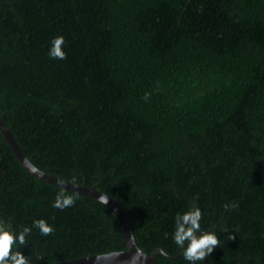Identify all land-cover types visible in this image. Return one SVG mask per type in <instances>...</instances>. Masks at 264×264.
<instances>
[{"label":"trees","instance_id":"trees-1","mask_svg":"<svg viewBox=\"0 0 264 264\" xmlns=\"http://www.w3.org/2000/svg\"><path fill=\"white\" fill-rule=\"evenodd\" d=\"M0 117L39 169L117 199L161 264H191L173 233L194 207L219 239L195 264H264V0H0ZM61 190L0 132V222L32 229L13 252L126 249L108 205L63 189L77 199L60 210Z\"/></svg>","mask_w":264,"mask_h":264},{"label":"clouds","instance_id":"clouds-1","mask_svg":"<svg viewBox=\"0 0 264 264\" xmlns=\"http://www.w3.org/2000/svg\"><path fill=\"white\" fill-rule=\"evenodd\" d=\"M65 44V38L63 36H57L51 41V47L49 48L48 55L52 59L66 60L67 54L63 50V45ZM150 94L145 95V100L147 101ZM72 184L76 183V178L73 177L71 180ZM77 197L75 195L66 194L62 189L59 191L55 197L53 207L64 210L66 208L72 207L76 203ZM100 203L108 205L109 198L107 195L101 194L98 197ZM230 205L225 204L224 209L227 211ZM202 212L199 207H194L193 209L176 216L175 220V230L173 233V240L177 246L181 249L182 257L195 264L196 261L205 260L214 249L219 247V239L214 232H204L200 235L202 220ZM33 227L39 229L42 235H50L54 232V228L50 226L44 219H39L33 221ZM31 228L23 227L22 230H18L15 234L11 230L10 225H6L0 222V264H31L30 257H26L22 252H13L12 249L17 243L20 246L26 245V236L31 233ZM230 239H235V237H230ZM185 242L187 246H185ZM160 255L166 256V252L163 249L157 250ZM36 256L37 260H40L38 254L32 253ZM119 253L108 252L97 257L98 261H104L108 258H114L118 256ZM147 257L143 254L142 250L137 249L136 253L131 258L130 264H146Z\"/></svg>","mask_w":264,"mask_h":264},{"label":"water","instance_id":"water-1","mask_svg":"<svg viewBox=\"0 0 264 264\" xmlns=\"http://www.w3.org/2000/svg\"><path fill=\"white\" fill-rule=\"evenodd\" d=\"M0 132L2 133L3 137L5 138L6 142L10 146L11 150L13 151L14 155L19 160V162L34 177H36L37 179L41 181L49 183L55 187H58V188H61V189H64L66 191H70L73 193H77L80 195L88 196V197H91L97 200L101 194L107 195L109 198L108 206L111 208L113 213L116 215L120 223L124 241L126 244V249L110 251V252L119 253L118 256L114 258H108L107 260H104V261H98L97 257L102 255V254H98V255L83 256V257H79L76 259L59 261L55 263H45V264H130L131 258L136 253L137 249L142 250L143 254L147 257L146 264H161L156 258V253H158L157 250L161 248H157L151 254H149L137 245L135 241V237L133 235L129 215L117 199H115L114 197L102 191L97 190L95 187H88L85 185L72 184L71 182L64 180L56 175L50 174L48 172H45L39 169L29 160V158L23 152L22 148L18 144L14 135L12 134V132L7 127V125L5 124V122L3 121L1 117H0ZM180 252H181V249L179 248L178 254L176 255V257H172V258H177Z\"/></svg>","mask_w":264,"mask_h":264}]
</instances>
